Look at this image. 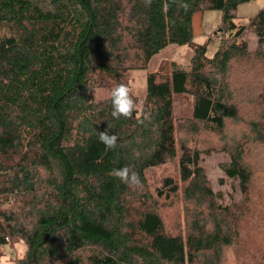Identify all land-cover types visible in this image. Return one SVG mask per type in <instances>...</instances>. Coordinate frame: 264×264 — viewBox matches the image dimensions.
I'll use <instances>...</instances> for the list:
<instances>
[{
	"label": "trees",
	"instance_id": "obj_1",
	"mask_svg": "<svg viewBox=\"0 0 264 264\" xmlns=\"http://www.w3.org/2000/svg\"><path fill=\"white\" fill-rule=\"evenodd\" d=\"M250 1L0 0V244L24 245L15 264H223L226 250L264 264V53L242 40L249 28L263 43L264 13L234 21ZM204 9L220 13L209 54L192 36ZM168 45L191 50L188 70L163 60L139 101L129 72ZM117 84L131 118L92 94ZM182 94L190 115L174 118ZM212 152L239 200L213 191L200 164ZM167 164L150 189L145 173ZM124 166L139 186L112 175Z\"/></svg>",
	"mask_w": 264,
	"mask_h": 264
},
{
	"label": "rangeland",
	"instance_id": "obj_2",
	"mask_svg": "<svg viewBox=\"0 0 264 264\" xmlns=\"http://www.w3.org/2000/svg\"><path fill=\"white\" fill-rule=\"evenodd\" d=\"M36 3H41L40 0H31ZM261 1H251L250 8L244 7L246 4L238 5L236 11H234V21L238 25H246L248 20L255 15L260 6L257 3ZM45 5L42 9H45ZM220 26V13L214 10L204 9L201 12L195 13L192 23V36L193 41L197 44L205 43L207 54L212 53L215 45L214 42H218L219 38L214 36V32ZM242 40L246 41V47L249 53L256 54L257 50L264 53V41L258 46L255 42V37L252 35L249 28H246L242 35ZM238 39V42H243ZM213 42V43H212ZM191 56V50L186 46H173L168 45L159 51L156 55L152 56L147 63L146 68L141 70H135L129 72V78L131 79L132 94L136 96L139 101L144 96L145 76L147 73L154 71L158 64L163 60L174 62L179 69L188 70L189 59ZM256 59V57H255ZM258 65V64H257ZM241 68V65H240ZM92 94L95 99H102L109 96V92L101 89H94ZM191 110V98L188 95L182 94L173 97V110L172 114L174 118L188 117ZM227 161L223 154L218 152H212L208 156L200 158V164L206 178L210 182L213 191H218L222 195L223 204H228L232 201L239 200L238 190L236 188V181L225 178L219 168V164ZM172 167L170 164L160 166L155 169H150L145 173L147 183L150 189L155 185H158L159 179L162 175L172 174ZM24 250V245L21 243L0 244V264H15L16 259L19 258ZM226 250L223 256V264H235L234 256Z\"/></svg>",
	"mask_w": 264,
	"mask_h": 264
},
{
	"label": "clouds",
	"instance_id": "obj_3",
	"mask_svg": "<svg viewBox=\"0 0 264 264\" xmlns=\"http://www.w3.org/2000/svg\"><path fill=\"white\" fill-rule=\"evenodd\" d=\"M152 0H145V5L150 6ZM179 7L187 11L189 5L185 0H178ZM109 100L112 106L111 115L115 119L120 117L131 118L133 112L137 109V105L132 98L130 89L126 84H117L109 92ZM148 119V116H144ZM138 122L140 121L139 114L137 115ZM118 136L116 134H109L108 131L99 132V141L104 144L106 149H114L116 147ZM112 175L118 178L122 183L129 186H139L140 178L137 172L132 170L129 166L114 169Z\"/></svg>",
	"mask_w": 264,
	"mask_h": 264
},
{
	"label": "crops",
	"instance_id": "obj_4",
	"mask_svg": "<svg viewBox=\"0 0 264 264\" xmlns=\"http://www.w3.org/2000/svg\"><path fill=\"white\" fill-rule=\"evenodd\" d=\"M254 1H261V2L256 4L257 6H260L259 9H256L257 11H253V12L257 13L260 10V11H263V13H264V0H254ZM250 2L244 3V4H246V6H244V7H249L250 8L251 7L250 4H249Z\"/></svg>",
	"mask_w": 264,
	"mask_h": 264
}]
</instances>
